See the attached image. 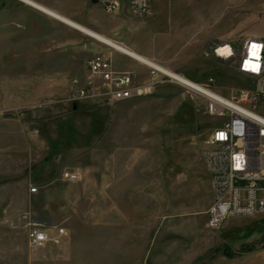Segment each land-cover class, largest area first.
I'll return each instance as SVG.
<instances>
[{"label":"rangeland","instance_id":"rangeland-1","mask_svg":"<svg viewBox=\"0 0 264 264\" xmlns=\"http://www.w3.org/2000/svg\"><path fill=\"white\" fill-rule=\"evenodd\" d=\"M35 1L159 63L193 56L198 75L188 77L214 76L224 94L245 81L203 55L207 42L264 35V0H153L141 16L129 0L113 13L101 0ZM99 53L135 84L154 81L151 93L113 100L86 66ZM151 69L27 3L0 0V264H264L262 216L206 225L213 186L201 152L215 118ZM86 85L97 88L92 97L78 94ZM65 171L80 177L64 180ZM28 220L52 240L30 246Z\"/></svg>","mask_w":264,"mask_h":264},{"label":"built area","instance_id":"built-area-1","mask_svg":"<svg viewBox=\"0 0 264 264\" xmlns=\"http://www.w3.org/2000/svg\"><path fill=\"white\" fill-rule=\"evenodd\" d=\"M152 1L135 0L129 9L141 16ZM120 4L118 0L104 1L109 13L117 12ZM203 55H213L245 81L243 86L228 88L224 94L216 89L215 77L209 76L205 82L195 81L196 86L188 91L198 102L203 99V112L215 118L201 154L213 186L206 225L218 230L232 218H264V35L253 34L252 39L240 38L235 42L212 39L204 47ZM86 66L115 101L146 96L155 84H135L130 72L115 70L111 59L100 53L89 58ZM151 72L157 75L160 71L152 68ZM96 89L86 85L78 94L92 97ZM79 177L76 171L62 173L64 180L76 181ZM239 181L245 184L237 185ZM37 190L36 186L30 189L32 193ZM27 237L29 245L35 248L52 240L47 227L31 220L27 222Z\"/></svg>","mask_w":264,"mask_h":264},{"label":"bare ground","instance_id":"bare-ground-1","mask_svg":"<svg viewBox=\"0 0 264 264\" xmlns=\"http://www.w3.org/2000/svg\"><path fill=\"white\" fill-rule=\"evenodd\" d=\"M20 1L27 3V4L31 5L32 7L36 8L40 11H43L44 13L66 23L67 25H70L74 28L81 30L82 32H85V33L95 37L96 39L100 40L101 42H103V43H105V44H107L113 48H116L120 52L127 54V55L141 61L142 63L147 64L148 66H150L154 69H157L161 73L168 75L169 77H172L173 79L177 80L178 82L184 84L189 89H191V86H196L195 81H192V80H190V79H188V78H186V77H184V76H182L176 72H173V71L167 69L166 67L162 66L159 63L151 61V60L137 54L136 52L132 51L129 47L124 45L123 43H118V42L110 39L109 37L92 30V29L68 18L67 16H65L63 14H60L59 12H57V11L39 3V2H36L35 0H20ZM134 3H135V0H129L128 5L133 6ZM252 38H253V35L242 37V39H252Z\"/></svg>","mask_w":264,"mask_h":264},{"label":"crops","instance_id":"crops-1","mask_svg":"<svg viewBox=\"0 0 264 264\" xmlns=\"http://www.w3.org/2000/svg\"><path fill=\"white\" fill-rule=\"evenodd\" d=\"M102 2H104V1H106V0H101ZM206 46V45H205ZM130 49L132 50V51H134V52H136L137 54H139V55H141V56H143V57H145V58H147V59H149V60H151V61H154V62H156V63H159V62H157L156 60H154V59H156V57L154 58V55H152L150 52L148 53V52H144V53H142L141 51H139L138 49H133V48H131L130 47ZM170 53V52H169ZM171 54V53H170ZM127 55V54H126ZM172 55V54H171ZM129 56V55H128ZM131 57V56H130ZM133 58V57H132ZM133 59H135V58H133ZM135 60H137V59H135ZM189 60H191V61H187L186 63H183V64H180V63H175V62H170V63H165V62H160L159 64H161L162 66H164V67H166L167 69H169V70H171V71H173V72H176V73H178V74H180V75H182V76H184V77H188V75H190V76H195V77H197V75H198V73H197V71L199 70V68H197V63H196V60H195V58L192 56V57H190L189 58ZM137 61H139V60H137ZM139 62H141V61H139ZM142 63V62H141ZM145 65H147V64H145ZM148 66V65H147ZM148 67H150V66H148ZM152 68V67H151ZM190 77H188V79H189ZM192 78H190V80H191ZM192 81H197V80H194V79H192ZM51 246V248H53V249H55L56 247L54 246V245H50ZM52 249V250H53Z\"/></svg>","mask_w":264,"mask_h":264}]
</instances>
